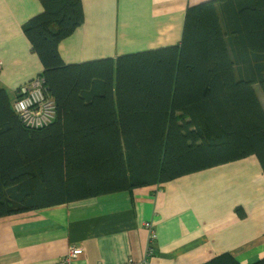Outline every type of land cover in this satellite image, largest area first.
Returning <instances> with one entry per match:
<instances>
[{"label":"trees","instance_id":"1","mask_svg":"<svg viewBox=\"0 0 264 264\" xmlns=\"http://www.w3.org/2000/svg\"><path fill=\"white\" fill-rule=\"evenodd\" d=\"M38 2L22 31L55 118L25 127L13 109L19 87L10 98L0 85V218L250 157L264 176V0L189 6L179 45L79 64L58 48L84 22L81 0ZM203 264L240 263L222 253Z\"/></svg>","mask_w":264,"mask_h":264},{"label":"crops","instance_id":"2","mask_svg":"<svg viewBox=\"0 0 264 264\" xmlns=\"http://www.w3.org/2000/svg\"><path fill=\"white\" fill-rule=\"evenodd\" d=\"M205 1L81 0L84 22L60 43V57L79 64L179 45L187 7ZM41 10L38 0H0V85L13 96L42 70L22 31ZM146 223L155 232L150 257ZM76 247L73 264H203L222 253L251 264L264 255V176L250 157L0 218V264H57Z\"/></svg>","mask_w":264,"mask_h":264},{"label":"built area","instance_id":"3","mask_svg":"<svg viewBox=\"0 0 264 264\" xmlns=\"http://www.w3.org/2000/svg\"><path fill=\"white\" fill-rule=\"evenodd\" d=\"M17 93L19 99L14 103L13 109L25 127L39 129L54 120L55 105L43 78L37 77L33 82L21 85ZM145 227L149 229L151 239H154V230L151 225L146 223ZM147 252H150L149 248ZM81 254V248H72L57 264H73Z\"/></svg>","mask_w":264,"mask_h":264},{"label":"rangeland","instance_id":"4","mask_svg":"<svg viewBox=\"0 0 264 264\" xmlns=\"http://www.w3.org/2000/svg\"><path fill=\"white\" fill-rule=\"evenodd\" d=\"M137 53V52H136ZM34 80H32L31 82H33ZM31 82H29V83H31ZM10 95V98H13V95H12V93H10L9 94ZM260 95V94H259ZM259 99H260V101L263 103V98H262V96H259ZM155 233V232H154ZM155 239V238H154ZM154 239H151L150 240V242L152 241V242H154Z\"/></svg>","mask_w":264,"mask_h":264}]
</instances>
